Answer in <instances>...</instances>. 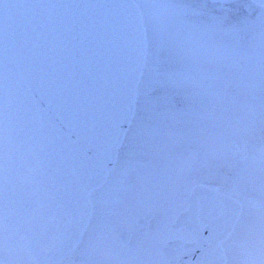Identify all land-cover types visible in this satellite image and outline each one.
Wrapping results in <instances>:
<instances>
[{
	"label": "water",
	"instance_id": "obj_1",
	"mask_svg": "<svg viewBox=\"0 0 264 264\" xmlns=\"http://www.w3.org/2000/svg\"><path fill=\"white\" fill-rule=\"evenodd\" d=\"M146 55L132 0H0V261L56 264L75 249L89 194L105 182L134 116ZM232 208L197 186L178 225L223 229L214 239L205 231L204 245H170L179 250L171 263L223 264L195 250L219 249L237 219Z\"/></svg>",
	"mask_w": 264,
	"mask_h": 264
},
{
	"label": "rangeland",
	"instance_id": "obj_2",
	"mask_svg": "<svg viewBox=\"0 0 264 264\" xmlns=\"http://www.w3.org/2000/svg\"><path fill=\"white\" fill-rule=\"evenodd\" d=\"M133 1L143 17L147 55L116 164L91 193L92 220L74 253L83 264L124 263L110 241L121 248L115 234L128 225L132 208L144 199L138 184L143 185L148 172L150 149L164 150L188 136L194 115L190 98L207 106L212 94L219 100L231 92L232 105H242L245 98L252 112L258 104L249 96L264 92V0ZM190 145L186 149L191 155ZM172 169L168 164L164 180ZM187 178L189 193L198 180Z\"/></svg>",
	"mask_w": 264,
	"mask_h": 264
},
{
	"label": "flooded vegetation",
	"instance_id": "obj_3",
	"mask_svg": "<svg viewBox=\"0 0 264 264\" xmlns=\"http://www.w3.org/2000/svg\"><path fill=\"white\" fill-rule=\"evenodd\" d=\"M257 93L259 96L250 95L249 99L261 107L250 113V102L245 98L242 105H232L231 92L219 100L212 94L207 106L194 102L197 98L189 99L194 115L188 136L164 150L150 149L148 172L141 181L143 185L138 184L145 196L136 210L132 208L128 225L115 234L121 248L116 249L110 241L115 256L121 255L126 264H172L169 255L179 250L170 248L171 244L204 245L199 238L205 231L214 239L223 229L222 224L217 233L215 225H205L203 229L196 226L195 233L178 225L180 215L188 210L191 192L196 186H204L219 197L234 200L239 212L219 249L195 251L218 254L223 264H264V92ZM189 144L191 155L186 149ZM189 158L191 162L187 163ZM168 164L172 165V176L164 180ZM189 175L198 182L188 193ZM209 211L214 216L215 207ZM74 253L72 262L83 264ZM70 263L67 257L58 264Z\"/></svg>",
	"mask_w": 264,
	"mask_h": 264
},
{
	"label": "clouds",
	"instance_id": "obj_4",
	"mask_svg": "<svg viewBox=\"0 0 264 264\" xmlns=\"http://www.w3.org/2000/svg\"><path fill=\"white\" fill-rule=\"evenodd\" d=\"M0 264H3V261H0Z\"/></svg>",
	"mask_w": 264,
	"mask_h": 264
}]
</instances>
